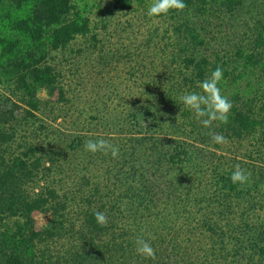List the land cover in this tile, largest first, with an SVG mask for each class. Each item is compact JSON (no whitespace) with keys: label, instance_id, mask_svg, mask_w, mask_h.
Returning <instances> with one entry per match:
<instances>
[{"label":"trees","instance_id":"trees-1","mask_svg":"<svg viewBox=\"0 0 264 264\" xmlns=\"http://www.w3.org/2000/svg\"><path fill=\"white\" fill-rule=\"evenodd\" d=\"M151 2L0 0V83L11 92L0 96V264H264V0H184L183 11L150 18ZM124 10L155 27L143 43L106 52ZM60 58L99 79L123 59L160 72L144 89L162 101L114 123L123 134L107 139L118 157L88 152L91 138L56 134L39 118L54 103L42 90L75 102ZM217 66L232 108L227 124L205 128L179 97L200 92ZM236 164L251 173L243 185L230 181ZM61 175H81L88 191H64ZM36 213L52 224L38 228ZM141 235L155 260L137 255Z\"/></svg>","mask_w":264,"mask_h":264},{"label":"rangeland","instance_id":"rangeland-1","mask_svg":"<svg viewBox=\"0 0 264 264\" xmlns=\"http://www.w3.org/2000/svg\"><path fill=\"white\" fill-rule=\"evenodd\" d=\"M145 18V13L142 10L140 12L124 10L117 13L113 17V23L107 32V34L110 32L107 36L111 38H108L110 43L106 52L110 50V52L115 53L114 49L122 50L126 45L131 46L136 42L143 43L155 27L150 22L148 23ZM159 21L155 19L154 22L164 28V25ZM62 58L57 62V66L66 74V82L70 83V80L74 79L71 86L68 87L67 85L66 89L69 92L67 97L74 98L75 102L69 106L68 103L57 101V94L50 97L45 90L39 93V96L54 101L53 107L49 106L48 109L44 110V114L39 115V118L47 121L51 129L56 131V134L60 133L62 136L81 135L91 139L101 137L107 139L109 136L111 138L121 137L123 133L120 131V126H114V123L116 125L123 118L128 120V114L133 108L145 104L155 105L162 101V96L155 99L154 96L148 95L144 89L145 81L149 82L153 78V74L157 78L161 75L158 69H154V67L143 68V72L136 71L135 66L137 67V65L126 63V59H123L121 63L117 64V69L110 74L111 76L106 74L105 78L99 79L97 70L93 69L94 67H82L83 58H80L81 69L76 62L78 60L74 61L72 58V62H68ZM61 59L62 62H60ZM76 69L78 70L76 71ZM153 86L155 89L167 87L165 83L159 81ZM10 94L7 82L0 83V96H10ZM111 117L115 118L116 121L111 120ZM123 136L125 137V134ZM218 153L222 152L218 151ZM68 175H61L65 177L61 184V188L65 189L64 191L70 190L73 194L79 190L88 191L86 186H82L80 183L81 175L76 177H68ZM78 199L81 201L79 197ZM78 204H83V202H78ZM71 209L76 210V208ZM47 215L36 213L38 228L52 224L53 220ZM72 217L75 216L72 215Z\"/></svg>","mask_w":264,"mask_h":264},{"label":"clouds","instance_id":"clouds-1","mask_svg":"<svg viewBox=\"0 0 264 264\" xmlns=\"http://www.w3.org/2000/svg\"><path fill=\"white\" fill-rule=\"evenodd\" d=\"M187 7L184 0H152L147 8L148 17H159L166 15L170 10L183 11ZM223 79V69L219 66L211 72L210 76L199 82L200 92H185L179 97L184 107L194 113L195 118L203 127H210L214 121L222 124L228 123V115L232 108V103L228 97L222 95L218 86ZM144 125V120H141ZM212 142L215 144H226L228 141L221 133H209ZM85 150L91 153L101 152L107 155L109 152L113 158L118 157L119 147L113 145L108 139H88L85 141ZM250 172L242 169L239 164L234 165L230 176L232 184H245L249 181ZM94 218L100 226H107L108 217L102 211H95ZM135 251L137 255L145 259L155 260V249L142 235L137 236L135 241Z\"/></svg>","mask_w":264,"mask_h":264}]
</instances>
